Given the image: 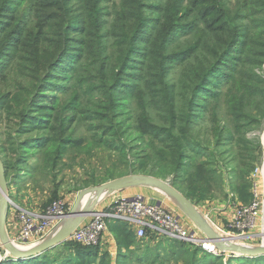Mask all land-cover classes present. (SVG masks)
I'll list each match as a JSON object with an SVG mask.
<instances>
[{"label": "rangeland", "instance_id": "rangeland-1", "mask_svg": "<svg viewBox=\"0 0 264 264\" xmlns=\"http://www.w3.org/2000/svg\"><path fill=\"white\" fill-rule=\"evenodd\" d=\"M73 1L75 6L79 5L78 0ZM241 1L174 0L172 2L174 11L173 14L167 15L169 20L178 12L182 14L189 13V15L201 14L198 24L199 29L203 30L209 24L210 30L202 36L197 35L198 33L190 28L189 24L193 20V17H190L181 22L182 31L178 33L177 37L171 39L172 32H168L157 42L154 55L166 54V63L168 64L165 84L168 89L166 92L158 94L160 95L159 99L154 98L156 96L154 94H147L145 100H142L139 94L131 96V92L134 90L130 89V85L135 87L134 84H141L139 87L137 86L139 89L148 90L149 88L143 85L146 79L142 82L140 78V70H142L141 67L145 58H132L131 53L128 56L127 54L129 42L133 39L131 25L134 26L136 32L137 18L148 16V18L155 21L150 25L147 34L143 36L141 43H139L141 48L149 36L154 40L158 35L160 23L164 18L163 9L166 0H100V6L95 9L99 11L102 21L101 25H98V29H94L92 26L90 31L85 32V34L78 31V29L70 32V39L75 40L78 38L95 44L104 41L107 45L106 52L96 62L90 60L87 55L83 56L80 43L76 44L74 50H70L64 59L61 54L55 60L54 57L59 52L50 48L48 41L50 36L37 34V32H34L32 39L27 41L25 46L19 40L14 46L17 48L15 54H7L8 46L3 50L1 49L0 66L5 62L6 64L0 69V97H5L6 106L0 108V138L6 140L7 134L11 133L18 143L17 146H21L22 142L30 139H33L34 144L38 143L33 145L35 151L29 157L26 155L27 165L25 164L24 169L34 171L38 168H47L45 171H50V176L39 174L40 171L43 172L42 170L36 172L37 178L34 183L36 185L38 182V186L33 189V194L38 198L36 201H39L41 210H45L57 200L63 201L67 208H72L74 201L81 192L107 183L103 178L105 177L106 168L108 169L112 165L122 168V166L127 165V161L128 164H133L135 161L137 162V156H142L138 154L145 148V144L151 143L152 140L155 145L159 143L156 131L150 128V122L143 118V111H147L146 118L151 119L156 128L161 122L169 127L166 117L156 113L157 108L163 107L167 103L164 100L174 98L178 112H185L187 104L190 100L192 102L193 90L197 84L193 77V71H197L201 66L200 60L204 61V56L208 52L213 51L215 53L218 45H225L227 34L220 31L225 30L227 24L230 28L242 24L231 17V11L235 9L236 12ZM39 2L41 5L47 3L45 0ZM74 3L71 2V4ZM5 4L11 7L10 16L14 18L19 14L21 18L18 20L19 22L27 19L25 23L27 28L38 26L39 20L35 16L32 14L26 15V10L30 5L29 0H10ZM51 6L52 3L45 5L47 10H52ZM244 13L245 11H240L237 14L242 15ZM0 29H2V26ZM67 29H72V27L61 29L54 38L58 40L64 36L66 37ZM216 29H219V38L214 37ZM51 34L54 35V32L50 31ZM209 46L211 47L209 48ZM240 48L242 49L243 46ZM70 54L75 57L79 55V58H73ZM248 55L252 56V54ZM107 56L110 61L111 57L114 58V66L118 64V57L123 58V63H119L120 67L124 66L126 57L130 61L126 67L125 75L119 73L123 78L121 81L123 84L114 86L113 83L108 81L112 61H106ZM232 56H235V54H231L229 65L222 67L219 72L215 73L212 79V87L202 92L199 97L194 96L193 106L191 107L193 111L190 109L189 112H193V121L195 119L196 124H200L202 120L211 117L212 113H218L217 119L224 125V114L227 115L225 139L218 140V143L221 144L219 151L227 150V160L235 156L237 148V144L229 143L228 140L231 137H240V135H234L236 133L233 132V129L238 124L242 125L241 128L245 129L246 140L257 142L260 145L257 168L264 171V57L260 58L257 64H251L248 61L250 62L248 64L239 62L238 65H235L236 58ZM156 58L158 57L153 58L152 63H148L151 67L148 71L149 74L157 72L155 68L158 65V59ZM212 60V57L207 55L206 64ZM61 61L63 63H60ZM237 71L238 74L236 75ZM49 72H52V75ZM132 74H135V76H132ZM233 75H236V77L229 84L228 80ZM42 82H47V85L39 89L38 86ZM164 88V85L156 86L155 90H163ZM238 91V96L244 94L243 97L236 99L234 102H228V99L236 96L235 94ZM166 93H174V96L168 98ZM110 97H113L112 99L125 97L127 101L125 103L126 109L122 112L119 111L118 122H121V129L118 128V141L116 137L111 136L112 133H108L110 134L109 137L101 133L102 127L100 125L113 126L108 121H102V117L98 115L105 112L103 108H108L107 101L111 100ZM33 108L36 111H31ZM24 109L28 113L22 115ZM106 110L109 111V109ZM44 113H49V116H51V125L49 121L46 125H41L40 121L37 120L38 115ZM116 116L109 115L111 122H115ZM139 129L148 131L149 135H146L143 140L132 137L133 134L139 132ZM1 134H3L2 137ZM110 137L116 139L117 147L127 148L130 160L121 161L117 149L109 150L91 144L94 140L101 143L102 140L97 138L112 140ZM169 138L170 134L165 133L160 140ZM54 143L60 146L64 145V149L56 158L52 154V164L50 167L45 166L48 163H42L41 159L45 156V152H48L47 148L51 144L54 145ZM223 144L226 147H222ZM166 146L164 145V147ZM233 146L234 151L229 152V154L228 151ZM2 148L1 146L0 150ZM12 150L15 153L12 151L13 156H11L10 162L17 160L18 154L22 152L17 148ZM149 150L150 148H145V151L149 152ZM20 158L22 159V156ZM216 158L221 157L217 156ZM184 163H187V161L185 160ZM219 164L221 172L227 174L225 185L229 193L230 184L234 179L231 175H228V172L231 168H236L237 164L234 162L232 164L227 162L226 164L223 159L219 160ZM134 175L143 176L145 174ZM176 176V174L165 175L160 180L173 186L175 180L179 178ZM184 176L185 174H182V177ZM22 178L25 177L23 175L18 176L11 171L9 182L14 183L16 179ZM258 181L262 184L263 177L260 176ZM35 185L32 184V188ZM176 189L178 190V188ZM9 197L11 200L10 208H13L14 200L11 196ZM69 199L72 200L69 201ZM231 199V197L228 200L218 199L216 202L214 201L215 203L208 204L205 202L195 206L205 218L209 217L211 219L214 214L220 213L218 210L222 207H226L230 213L239 205H242L239 201H232ZM178 210L183 218L194 224L181 208ZM205 212L213 214L212 216L211 214L206 216ZM213 219L215 220V218ZM109 230L112 233L111 226ZM105 238L106 232L103 235L101 244L97 246V260L104 259L112 264H117V261L119 264L124 258H126L127 264H183L182 250L189 248L164 241L154 245V242L151 243L146 240L138 241L140 243L134 247L123 248V246L118 245V240L115 237V247L111 248L104 241ZM234 242L250 248L262 246L260 241L243 242L242 240H234ZM223 262L226 264V259Z\"/></svg>", "mask_w": 264, "mask_h": 264}, {"label": "trees", "instance_id": "trees-1", "mask_svg": "<svg viewBox=\"0 0 264 264\" xmlns=\"http://www.w3.org/2000/svg\"><path fill=\"white\" fill-rule=\"evenodd\" d=\"M9 1L10 0H0V27L2 26V29H0V55L6 46L9 48L7 54H15L17 52V48L14 46H16L17 42L20 40L21 44L25 46L27 41L32 39L34 32L50 36L48 40L50 48L53 51L59 52L54 57L55 60H57L61 54L64 59L68 55L69 51L74 50L75 45L79 43L82 45L83 56H89L90 60H93L94 62L99 61L101 58L100 56L106 52L105 48L107 45L104 41L95 44L78 38L75 40L70 39V32L74 31V29H78V31H81L84 34L85 32L90 31L92 26L94 29H98V25H101L102 21L99 16V11H96L95 9L100 6V0H78V6H75L73 0H45L47 1L45 5L52 3V6L50 7L52 10H47L45 5H41L39 2L40 0H29L30 5L26 10V15L32 14L39 20L38 26H34L32 28H27L25 26L27 19L24 21L22 20L23 22L18 21L21 19L19 14L18 16H14V18L10 16V13L12 12H10L11 7L5 4ZM173 1L174 0H166L165 7L163 9L164 18L160 23V28L157 32L158 35L154 40H152V37L149 36L145 40V44L142 48L139 46V43H141L143 36L147 34V31L150 29V25L155 21L148 18V16H141L137 18L136 32L134 26L131 25L133 39L129 42L127 56L131 53L132 58H145L144 64L141 67L142 70H140V78L142 82L146 79L143 85L149 88L148 90L139 89L138 87L141 84H134L135 87H131L130 85V89L134 90L131 92V96H137L139 94L142 100H145L147 94H154L156 95L154 98L159 99L160 95L158 94L166 92L168 89L165 85L166 69L168 67V64L166 63V54H160L158 56L154 55V49L157 48L155 45L163 35L168 32H172L171 39L177 37L178 33L182 31L180 27L181 22L190 17H193L192 22L189 24L190 28H193V30L198 33L197 35L202 36L207 34L210 30L209 24L205 27V29H199L198 24L201 14L189 15V13L182 14L181 12H178L173 15L171 20H169L167 15L173 14L174 11L172 6ZM71 2L74 4H71ZM191 3L193 4V1ZM240 11H245V13L242 15L237 14ZM231 17H233L236 21H240L242 24H238L235 28H230L227 24V28L220 31L227 34L225 45H218L215 53L210 51L204 56V61L200 60L201 66L197 69V71H193V77L196 80L195 83H197L193 90V98L194 96L199 97L202 92L207 91L212 87V79L215 73L219 72L222 67L229 65L231 54H235V56H232L236 58L234 62L235 65H238L239 62L243 64H248L250 62L251 64H257L259 59L264 57V0H242L238 4L236 12L235 9L231 11ZM66 27H72V29H67L66 37L64 36L61 39L56 40L54 38L55 35L58 34L61 29ZM50 31L54 32V35H50ZM220 32L219 29H216L214 32L216 35L214 37L219 38ZM123 38L125 37L123 36ZM239 46H243V48L241 49ZM210 47L211 46H209V48ZM248 54H252V56H249ZM70 55L73 58H79V55L78 57H75L72 54ZM207 55L211 56L213 59L208 62V64H206ZM155 57H158L156 58L158 59V65L155 68L158 74L157 72L155 74H149L148 71L151 67L148 63H152L153 58ZM106 61H112V68L109 69L110 77L108 81L113 83L114 86L121 84L123 78L119 75V73L121 72L123 76L125 75L127 70L126 67L129 65L128 63L130 61H128V58L126 57V59H124V66L122 67L119 66V63H123V58L121 57H118V64H116V66H114V58L111 57L110 61L107 56ZM60 63L63 62L61 61ZM5 64L6 62L3 65ZM3 65L0 66V69ZM49 73L52 75V72ZM237 74L238 71L236 72V75ZM236 75L229 78V84H231ZM132 76H135V74H132ZM46 85L47 82H42L39 84L38 88L41 89ZM161 85L165 86L163 90H155L156 86ZM235 95L236 96H232L228 99V102H234L236 99H241L244 94L238 96V91ZM166 96L171 98L174 96V93H166ZM110 98L111 100L107 101L109 106L106 108L109 109V111L103 108L105 112L98 115L102 117V121H108L110 124L112 123L113 126L100 125L102 127L101 133L105 134L107 137H109L112 133L111 136L116 137L118 141V128L121 129V122H118L119 111L122 112L126 109L125 103L127 101L125 97L118 99H112L113 97ZM193 98L192 102L190 100L187 104V108L184 110V113L178 112L174 98L164 100V102H167L165 106L156 109L157 114H161L160 116L166 117L169 127L165 126V123L161 122L158 128H156V126L151 122V119L146 118L147 111L144 110L142 116L146 119V121L150 122V128L156 131L157 137H159V139H157L159 143L155 145V142L152 140L151 143L145 144V141V148H150L149 152L145 151V148H143V150L138 154L142 156H137V162L135 161L136 163L134 162L133 164H128L127 161V165L122 166V168L115 167L113 165L108 169L106 168L104 172L105 177H103L104 181L108 182L134 174L151 175L159 179L163 178L165 175L176 174V177L179 178L175 180L173 187L178 188V191L194 205H200L202 203L218 199L228 200L231 194L233 195L231 197L232 201H239L242 205L250 204L254 200V194L252 192V174L257 168L260 145L257 142H248L244 135L245 129L241 128L242 125L238 124L233 129V132L236 133L234 135H240V137H231V139L228 140L229 143L237 144L235 156H232L230 160H227V150L219 151L221 144L218 143V140L225 139V134L227 133V115L224 114V125L218 121V113H212L211 117L206 120H202L200 124H196V120L194 119L193 121V112H189L193 106ZM4 106H6L5 97H0V108ZM31 111L36 110L33 108ZM108 112L112 114V117L117 115L115 122H111V118L109 117L110 114H108ZM22 113V115H25L28 111L24 109L22 110ZM54 118L56 119L55 115ZM37 120L40 121L41 125H46L48 121L50 122V125L52 124V118L49 116V113L39 114ZM165 133H169L170 138L167 140H160ZM146 135H149L148 131L139 129V132L133 134L132 137L143 140ZM2 136L3 134H1V137ZM112 137H110L112 140L97 138L102 140L101 143L98 140H94L91 144H95L109 150L117 149L121 161L125 159L130 160V154L127 148L117 147L116 139H113ZM36 144L33 143V139H30L26 142H22L21 146H17L18 143L16 142L14 135L11 133L7 134L6 140L0 138V147H3L2 150H0V159L4 164L8 182L11 171L18 176H32L31 179L34 185V181H36L37 178V171L42 170L43 172L40 171L39 174L50 176V171H45L47 168H38L34 171H27L24 169L27 165L26 155L29 157V155L35 151V147L33 145ZM164 145L167 146L164 147ZM63 146L56 143H54V145L51 144V146L47 148L48 152H45V156L41 159L42 163H48V165L45 166L50 167L53 162V155L55 158L58 157V155L61 154L62 149H64ZM222 147H226L225 144H223ZM15 148L21 150L22 152L18 154L17 160L10 162L13 152L15 153L12 149ZM233 151L234 146L228 151V153ZM21 156L22 159L20 158ZM217 156L221 158H216ZM220 159H223V162L226 164L227 162L229 164H232L233 162L237 164L236 168H231L228 172V175H231L234 179V181L230 184L229 193L227 192L225 185V177L227 174L222 173L220 170ZM185 160L187 163H184ZM182 174H185V176L182 177ZM37 183L34 189L37 188ZM11 184L12 181L9 182V186ZM110 226L112 234L118 240V245L123 246V248L134 247L143 240L151 243L154 242V245L159 244L160 241H164L189 247L182 250L183 264H224L223 261L225 259L226 264H264V255L256 257L235 256L224 253L215 255L202 249L195 248L188 243L171 239L167 236H158L156 234L149 233L147 238L138 239L129 225L121 221H118ZM97 253L98 247H85L81 244L68 240L37 256L26 259L7 258L2 260L0 264H112L104 259L97 260ZM125 259L126 258H124L122 262H119V264H127Z\"/></svg>", "mask_w": 264, "mask_h": 264}, {"label": "built area", "instance_id": "built-area-1", "mask_svg": "<svg viewBox=\"0 0 264 264\" xmlns=\"http://www.w3.org/2000/svg\"><path fill=\"white\" fill-rule=\"evenodd\" d=\"M252 176L254 200L248 205H239L226 227L207 219L221 236L235 241H260L264 246V171L256 168ZM260 176L263 177V187L258 181ZM16 211L20 228L18 234L10 240L19 248L36 246L47 239L69 214L67 205L60 200L40 212L19 207H16ZM87 218L91 219L89 223L79 226L72 233L70 241L85 247H97L108 229V221L117 220L129 225L138 239H145L152 233L188 243L215 255L221 253L214 245L197 236L178 215L162 205L150 204L141 197L119 198L110 206L109 211L96 212ZM4 251L0 239V262L7 259Z\"/></svg>", "mask_w": 264, "mask_h": 264}, {"label": "water", "instance_id": "water-1", "mask_svg": "<svg viewBox=\"0 0 264 264\" xmlns=\"http://www.w3.org/2000/svg\"><path fill=\"white\" fill-rule=\"evenodd\" d=\"M137 186H152L171 197L177 205L187 214L197 228L204 234L202 240L214 245L221 253L235 256L256 257L264 255V246L247 247L237 244L230 237L221 236L197 209V207L179 192L170 183L152 176L129 175L109 181L101 186L90 188L79 194L76 204L67 218L44 241L36 246L16 247L12 244L6 230L8 213L10 208L9 182L6 170L0 159V239L5 249L6 258L26 259L37 256L69 240L72 233L93 213L96 207L106 195ZM87 196L90 200L86 207L82 208V202ZM158 205H161L159 203Z\"/></svg>", "mask_w": 264, "mask_h": 264}, {"label": "crops", "instance_id": "crops-1", "mask_svg": "<svg viewBox=\"0 0 264 264\" xmlns=\"http://www.w3.org/2000/svg\"><path fill=\"white\" fill-rule=\"evenodd\" d=\"M31 182H32V180H31L30 175H26L25 178H22V179H16L15 182L9 186V196H11L13 198V200L15 201V202L13 201L14 207L16 206V207H19L21 209L40 212L42 210H41V208H39V201L38 202L36 201V200H38V198L35 197V195L33 194L34 188H32L33 183H31ZM232 196L233 195L231 194L230 197H232ZM135 197H141L146 202H148L150 204L161 203L162 206H164L168 210H170L173 213H175L176 215H178L181 218V220L190 229H192L193 231L196 232L197 236H199L201 239L205 238L204 234L200 231L199 228H197L195 226V224H191L189 221H187L185 218H183L182 214L178 210V209H180L179 206L171 197H169L165 192H163V191H161L155 187H152V186L131 187V188H127V189L115 192L111 195H106L101 200V202L97 205L96 210H97V212H107V211H109L110 206L112 204H114L117 199H119V198H135ZM90 198H91L90 196H87L85 198V200L82 202V208L87 206ZM70 200H72V199H69V201ZM76 201H77V198L74 201V205L72 206V208L71 207L68 208V209H70V212L74 208ZM214 201L216 202L217 200H214ZM214 201H208L206 203H208V204L212 203V202L215 203ZM14 207L9 208L8 220H7V225H6V230H7V234L9 236V238L15 237L18 234L19 228H20L19 223L17 221L16 207L15 208ZM201 208L203 209V207H201ZM202 209H201V211H202ZM218 211H220V213L214 214L213 216H212L213 213L212 214L211 213L207 214L206 212L205 213H206V216H209V214H211L212 217L210 219V222H212L214 224H218V225L220 224V226H222V227H226L229 224V222L232 220V218L234 216L235 209H234V211H231L229 213V211H227L226 207H222ZM213 218H215V220ZM90 220H91L90 218H86L85 221L80 226H83V225L89 223ZM117 222H118L117 220H109L108 221V229L106 231V238L104 239V241L106 243H108V246L110 245L111 248L115 247V242H114L113 234L110 233L109 227H110V225L115 224Z\"/></svg>", "mask_w": 264, "mask_h": 264}, {"label": "bare ground", "instance_id": "bare-ground-1", "mask_svg": "<svg viewBox=\"0 0 264 264\" xmlns=\"http://www.w3.org/2000/svg\"><path fill=\"white\" fill-rule=\"evenodd\" d=\"M223 237H225V236H223Z\"/></svg>", "mask_w": 264, "mask_h": 264}]
</instances>
